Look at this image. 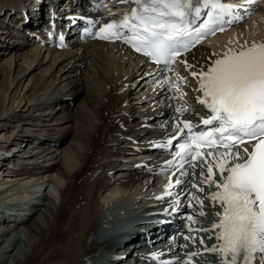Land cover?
<instances>
[{"label":"bare ground","instance_id":"6f19581e","mask_svg":"<svg viewBox=\"0 0 264 264\" xmlns=\"http://www.w3.org/2000/svg\"><path fill=\"white\" fill-rule=\"evenodd\" d=\"M38 1L0 0L1 37L18 38L20 44L29 40L27 45L31 44L30 48L18 47L20 44L12 46L14 55L11 53L9 61L0 63V87L4 89V95L0 96V132H15L18 138L15 140L13 136V141L19 144L39 137L37 145L49 143L51 146L37 152L35 158L15 163V167H0V187H5L4 183H20L27 188L33 182L43 189L41 193L28 189L18 196L4 197L13 202L30 196L29 203H25L27 208L17 203L0 209V263L88 264L86 261L94 257L90 255L97 247H106L101 230H108L118 222L113 217L117 213L110 205L124 204L156 190L158 170L166 172L172 161L174 165L183 163L178 170L181 171L177 175L179 183L173 186L174 190L180 189L183 215L192 222L201 218L207 223H219V218L212 219V216L214 212L222 213L224 206L218 198V202H214L212 197L221 192L216 186L221 179L217 164L225 161L218 162L205 154L196 160L192 156L181 158L182 151L187 148L179 147L184 140V131L179 129H183L185 123H197L203 115L199 74L207 72L216 60L223 59L229 52L236 53L254 43H264V35L254 39L251 35L254 29L245 31L248 26L238 25L241 35H251L248 40L237 41L232 46L224 42V35H216L164 71L119 42L81 40L77 33L68 34L69 20L60 15V8L51 9L47 16L48 8L44 15L38 10L41 5ZM49 1L58 6L61 2L69 5L73 1V5H79L93 21L106 17L104 11H88L87 0ZM122 6L118 4L117 8ZM49 14L52 17L59 14L60 18L45 25L50 20ZM57 21L61 27L54 25ZM19 23L25 30L19 29ZM60 33L65 40L58 47L55 38ZM210 40L212 43L218 41L220 47L205 46ZM0 43V48L8 50L9 44L1 40ZM43 63L47 64L41 69L43 76L39 77L35 69ZM136 72L139 76L149 75L151 81L141 83V87H130V78ZM194 72L197 75L194 76ZM25 78L32 82L22 87ZM173 84L174 87H170ZM75 92L81 94L78 102L72 97ZM129 95L134 99L132 105H129ZM61 110H66L64 116ZM130 111L133 116H128ZM63 120L70 123L59 125ZM66 137L71 138L72 144L64 145ZM3 145L0 138V151L16 154L13 147L3 149ZM244 147L251 149L249 145H242L241 155ZM117 153L119 157L125 156L126 162L116 165ZM224 159L229 160L228 157ZM74 179L81 181L74 183ZM47 181H54L61 187L57 198L45 192ZM119 206V209L125 207ZM4 210L14 213L13 220ZM174 224V229L168 231L164 239H158L165 231L162 229L158 233L151 231L150 245L140 246L133 242L126 258L136 259V254L148 250L152 253L145 258L149 264L155 260L154 256L173 258L169 264L218 262L203 260L205 255L199 251L205 249V245L193 246L204 240L206 234L198 237L197 232ZM219 243H216L217 248ZM131 244L128 242L126 247ZM218 252L231 264L230 255ZM261 257L264 253H253L251 262L260 264Z\"/></svg>","mask_w":264,"mask_h":264},{"label":"snow or ice","instance_id":"6c2138e0","mask_svg":"<svg viewBox=\"0 0 264 264\" xmlns=\"http://www.w3.org/2000/svg\"><path fill=\"white\" fill-rule=\"evenodd\" d=\"M136 2L141 11L133 10L131 14L138 23L131 25L133 34L126 39L127 43L156 63L163 61L167 64L174 60L180 47L187 50L192 41L183 42L181 39L192 35L185 23L186 10L194 11L199 17L201 8L192 9L191 0ZM202 6L209 11L207 20L194 30L197 42L202 34H214L212 25L220 24L224 15H231L239 7L225 5L221 0H203ZM167 17H177L179 22ZM123 24L126 26L128 20ZM113 27L115 25H108L109 29ZM192 74L197 75L195 72ZM199 75L204 94L200 102L212 113L203 123H218L213 131L201 132L193 139L202 140L205 136L211 137L214 132L221 141L228 140L233 146L243 145L245 140L255 141L251 151L244 147L243 155L239 150L233 154L232 158L237 163L230 167L217 164L222 182L216 186L223 191L214 193L212 198H218L224 210L217 213L221 219L213 224V228L221 229L216 238L223 243L219 249H210L230 255L231 264L238 261L251 264L253 253H264V43H254L236 53L229 52L223 59L216 60L207 72ZM184 127L191 126L185 124ZM225 171L227 176L223 175ZM211 172L212 166L209 165ZM224 264L229 262L225 260ZM260 264H264V257L260 258Z\"/></svg>","mask_w":264,"mask_h":264},{"label":"rangeland","instance_id":"374dc122","mask_svg":"<svg viewBox=\"0 0 264 264\" xmlns=\"http://www.w3.org/2000/svg\"><path fill=\"white\" fill-rule=\"evenodd\" d=\"M47 1H49V0H42V2H40L41 3V5H40V7L38 8V10H40L41 12L43 11V7L45 6V3L47 2ZM114 1L115 0H102L101 1V8H102V10H107V9H109V8H116V5H110V4H112V3H114ZM62 4V3H61ZM87 6H88V4H87ZM92 6V4H89V6L88 7H91ZM250 6H251V8H250V10H249V12L248 13H245V14H243V17H242V19H240L241 21L239 22V23H236V25H234V26H230L225 32H222L221 33V35H224V42L225 43H227V44H230V45H232V46H234L235 45V43L237 42V41H240V40H248L249 39V36H251V35H253V38L254 39H256V38H258V37H260V35L261 36H263L264 35V0H255V1H253V2H251L250 3ZM257 6H260L263 10H261V11H259L257 8ZM46 8V7H45ZM47 9V8H46ZM45 9V10H46ZM115 11V10H114ZM43 17V16H42ZM3 18H2V16L0 15V21L2 20ZM67 19V18H66ZM12 23H15L14 25H16V22H12ZM243 26V28L245 27L246 28V26H248L249 28H247L245 31H247V30H249L250 28H252V29H254L255 31L254 32H252V34L250 35L249 33H244V34H242L241 35V32H242V30L241 29H238L236 26ZM19 26V25H18ZM235 28V29H234ZM19 29H22V30H25V27H21V28H19ZM28 30H29V28H27V31H25L26 32V34H27V32H28ZM249 32V31H248ZM225 33V34H224ZM43 34V33H42ZM21 35L19 34L18 35V37H20ZM235 36V37H234ZM17 39L18 38H15V37H10V36H7V37H5L4 38V36L3 37H1V35H0V40L1 41H3V43L4 44H9L8 46H9V48H8V50L7 49H5V50H3V48L1 47L0 48V63H3L4 61L5 62H7V61H9V59L11 58V53H13V52H15V50L14 49H11V47L12 46H14V45H16V44H20V42L19 41H17ZM33 42V41H32ZM210 42V43H209ZM209 42H207L206 44H205V46H207V47H211L212 48V45L213 46H219L220 47V45H219V43H218V41L217 42H213L212 43V40H210ZM28 43H30V41L29 40H27L25 43H22L21 42V44H20V46H18V47H21V48H30V46H31V44L30 45H27ZM0 46H1V43H0ZM7 46V45H6ZM11 49V50H10ZM13 55H14V53H13ZM10 56V57H9ZM21 60H17V62H20ZM47 63H43L42 65H40V67L38 68V69H35V72H36V74H37V76H43V70H41V69H43L44 67H45V65H46ZM41 70V72L39 73V71ZM149 77V75H146V76H144V75H141V76H139L138 74H137V72L136 73H133L132 74V76H131V78H130V87H133V86H138V85H140V87H141V83H143V82H149V81H151V79H149L148 78ZM32 81H28V78H25L24 80H23V83H22V87H24L26 84H27V86H29V84L31 83ZM182 84H184V83H182ZM144 88V87H143ZM3 96L4 95V89H2L1 87H0V96ZM72 97H74L73 98V100H74V102H78L79 100H80V98H81V94H80V92H75L74 94H73V96ZM146 98H148V95H146L145 96ZM128 98L130 99L129 100V105H132V104H134L133 103V100L134 99H131V95H129L128 96ZM13 105H14V107H16V105H18L17 104V101L15 100V102L13 103ZM63 112V113H62ZM65 112H66V110H61V113L63 114L62 116H64V114H65ZM128 116H133V112H128ZM70 122H67L66 120H63L62 122H60L59 123V125H62V126H64V125H68ZM16 133L14 132V133H10V132H5L4 134H1V132H0V138L1 139H8V140H11L12 142H13V140L15 139V140H17V138H18V136H14ZM13 136L15 137L14 139H13ZM12 137V138H11ZM38 140H40V138L38 137V139H34V140H29V141H24V142H22L21 143V151H18V153H16V155H13V157L15 158V159H27V158H35V157H37L38 156V154H37V152H40L42 149H44V150H47V149H49V148H51V146L49 145V143H41V144H38L37 145V141ZM12 142H10L9 143V145L8 146H12L13 147V144L14 143H12ZM4 143V142H3ZM70 144H72V140H71V138H65L64 139V145H70ZM41 145V146H40ZM4 146H6V144L4 143V145H3V149H5V147ZM136 145H134L133 147H135ZM7 148H11V147H7ZM12 149V148H11ZM53 149V148H52ZM22 151H23V153H22ZM36 155V156H35ZM116 157L117 158H119V154L117 153V155H116ZM23 161V160H22ZM40 162H41V160H40ZM114 162H116V159L113 161V163ZM120 161L117 159V162H116V165L119 163ZM26 164H29V163H26ZM24 165V164H23ZM22 165V166H23ZM8 166V165H7ZM34 165H31V167H33ZM24 167H26V166H24ZM122 168V167H121ZM81 181V179H78V180H76V179H74V180H72V182H74V183H79ZM46 182V181H45ZM44 183V182H43ZM47 186H46V188H45V192H47V191H49L48 192V194H49V196L50 197H52L53 199H54V197L55 198H57L58 197V195H59V193H60V191H61V187L56 183V182H54V181H47ZM36 185H38V184H35V185H33V182H31L30 183V186L29 185H27L28 187L26 188V186H25V188H24V186H22L20 183L18 184V183H15V184H12L11 185V183H4V186L5 187H0V207L2 208V207H4V206H9L10 204H12V205H16L17 203H19V204H21V205H24L25 204V202H22L24 199H20V200H16V201H14L13 200V202L11 201H7L6 199L4 200V197L6 196V195H8L6 198L7 199H9L13 194H14V196L15 195H19L20 193H26L27 191H28V189H32V190H37V191H35V193H41L42 192V188H41V185L39 184L38 186H36ZM209 185H212L213 186V184L212 183H209ZM44 185L42 184V187H43ZM25 190H27V191H25ZM16 192H18V193H16ZM11 194V196H9ZM54 194V195H53ZM22 195V194H21ZM3 196V197H2ZM9 197V198H8ZM28 199L30 198V196H28L27 197ZM1 264V263H0Z\"/></svg>","mask_w":264,"mask_h":264}]
</instances>
